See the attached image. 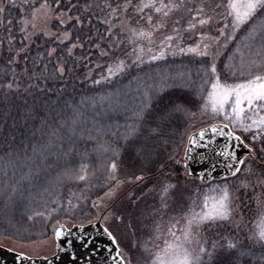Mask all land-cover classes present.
Listing matches in <instances>:
<instances>
[{
  "label": "snow or ice",
  "instance_id": "1",
  "mask_svg": "<svg viewBox=\"0 0 264 264\" xmlns=\"http://www.w3.org/2000/svg\"><path fill=\"white\" fill-rule=\"evenodd\" d=\"M61 2L62 0H54L55 7H53L48 0H44V3L37 8L34 0H0V29L5 30L7 52L9 53L6 57L8 64L18 63L21 52L30 47V37L33 32L29 31V25L31 24L32 29L36 28L35 20L37 14L41 12L46 18H51L54 15L55 19L59 21L63 31L56 36L58 46L65 45V41L73 40L72 32L66 28V25L75 22L72 27L78 34L70 46L66 45L64 49L68 57L73 55V50L77 47L84 48L86 43L100 47L90 31L83 35L80 34L85 26V21L87 20V23L91 24V17L96 16L101 23L107 25L105 31L106 39L109 41V51L124 42L120 33L114 32V29L119 27L121 31L129 33V43L136 44L143 40L148 42L149 46L146 49L148 62L166 59L169 54L175 57L177 49L180 55L207 58L205 63L210 66L202 70L204 75L209 77L206 83L210 82V89L206 95L201 90L200 95L203 103L198 107L201 117L208 116L214 122L201 127L198 132H190L187 135L188 143L185 148L183 167L185 175L192 176L193 173L187 162L193 158V154L199 155L202 162L205 159H210V166L206 171H201L196 178L202 183L211 182L215 179L214 173L219 168L222 170L219 179L224 183L215 184L206 190L212 194L204 195L203 207L200 211H196V201L192 202V207L184 214L185 224L180 229L181 235H176L175 225H172L169 228V235L173 237L172 242L165 241V248L156 253L152 264H241L242 258L247 253L239 247V243L229 241L225 248L216 237L220 235L219 229L225 226V222L232 219L235 208L238 207L235 205L237 198L231 193L227 181L230 177H236L238 173H241V166L245 165V161L249 159L247 154L243 158L237 155L240 147L247 148L251 158L256 159L253 147L245 143L240 135H237V130H242L244 133L251 132V140L261 142L260 151L264 153V71H257L255 75H251V78L241 79L240 82H222L216 61L223 54L222 50H227L229 44L236 39V33L252 21L251 29L244 40L254 41L258 35L261 36V43L255 48L254 55L251 59L245 60L241 53L240 65L235 70L231 63L224 67L229 69L233 76L239 74L240 77L245 76L246 73L251 74L253 69H264V0H228L225 5L221 3L213 5L211 0H200L199 3H196V0H187V2L179 0V3H175L173 0H169L168 3H165V0H140L138 4L133 0H124L123 3L116 0L115 6L111 0H104L103 4L98 0H92V2L89 0H68L65 5L66 12L61 9ZM221 7L226 8V11L218 13L216 10ZM57 9L60 11L57 12ZM180 9H184L190 15L185 31H194L199 28V40L187 47L177 44V48L174 49L173 41L181 39V29L173 26L174 34L166 35L160 41L158 49L154 48L152 46L154 32L165 27L164 18ZM154 16L159 17L155 22ZM132 17H137V26L131 25ZM114 21H118V23H114ZM142 21L143 24H141ZM175 24H179V20H176ZM17 26H19L21 36L18 50L14 47L15 38L13 36ZM44 35L48 36L49 33L45 32ZM25 41H29V43H25ZM244 46L248 49L253 47L252 43H246ZM4 47L5 40L0 39V53L3 52ZM109 51L102 50L100 55H108ZM132 51L137 53L132 63L137 65L143 63L145 48L143 46L134 47ZM236 51L240 52L239 46ZM56 54L57 47H52L46 51V54H41L39 59L43 61L45 55L51 58ZM232 59V56L228 57L230 62ZM97 67L99 68L101 65L97 64ZM126 67L125 60L119 59L115 66L109 65L106 70L107 75L102 74L101 79L95 80L94 84L99 85L102 81L110 82L113 77L125 72ZM44 68H47V64H44ZM54 70L63 76L65 73L64 61L58 58ZM24 71H27L26 67ZM0 89H4L6 92L18 91L19 84L15 80V75H13L12 82L0 84ZM144 97L145 99L135 112V123L128 125L123 134L122 150L131 152L134 157L149 164L158 158L160 148L168 143L174 128L185 120L188 121L189 128L194 126L197 112L193 110L195 105L192 98L183 92L172 95L161 93L155 98L145 92ZM73 135H75V130H73ZM58 139L60 138L58 137ZM218 139L222 140L221 146H217ZM99 147L104 152L110 150L104 145ZM198 149L208 150L212 156L208 157L205 153H198ZM73 151H76V146L69 142L68 151L64 155H69ZM111 151L115 157H120L121 148L111 149ZM90 167V164L81 162L74 177L70 174L72 170H66L64 175L70 179L74 178L77 182H85V190H87ZM250 167L249 165V170ZM100 168H106L103 179L106 181L107 190L103 196H98L96 200L92 201V207L97 209L101 206V202L106 199L111 200L125 182L116 175L119 170L116 159H112L106 166L101 163ZM91 175L95 176V171ZM134 179L141 181L144 176L135 175ZM113 181H115L114 185L111 184ZM178 186L179 180L176 183L166 181L163 184L160 199L164 208L168 207L167 199L173 195ZM243 186L247 187L246 184ZM15 192L16 189L13 188L12 193L15 194ZM72 195L74 196L75 193ZM84 198L87 199L86 196ZM52 204L56 207L49 209L45 206L43 210H35L28 215L27 219L33 221L36 217H43L45 220H50L53 214H58L59 210L64 208V204L59 199H54ZM67 204L68 212L78 207V205H73L71 198L68 199ZM108 218V216H104L103 220L107 221ZM97 219L100 217L97 216ZM89 222L91 223V221ZM95 226L93 224V227ZM83 227V223H81V232H83ZM52 232L56 240L60 241L71 232V229H67L64 224L57 221L52 226ZM103 232L116 245L115 253L111 257L113 264H132L131 259L126 258L122 253L116 237L107 226H103ZM249 239H255L258 244L264 245V212L261 214V224L258 226L256 235L250 236ZM59 247L58 243L57 248L59 249ZM109 251L112 250L109 249ZM17 259L21 264L32 260L24 253H18ZM72 259L75 260L76 257L73 256ZM32 264L35 262L32 261Z\"/></svg>",
  "mask_w": 264,
  "mask_h": 264
},
{
  "label": "trees",
  "instance_id": "2",
  "mask_svg": "<svg viewBox=\"0 0 264 264\" xmlns=\"http://www.w3.org/2000/svg\"><path fill=\"white\" fill-rule=\"evenodd\" d=\"M48 2L55 7L54 0H48ZM67 2L68 0H62L61 2V9H64L65 12ZM89 2H92V0H89ZM98 2L103 4L104 0H98ZM111 2L115 6L116 0H111ZM119 2L123 3L124 0H119ZM133 2L138 4L140 0H133ZM168 2L169 0H165V3ZM173 2L179 3V0H173ZM199 2L200 0H196V3ZM224 2L226 0H211L213 5L216 3L223 5ZM34 3L35 7L38 8L40 4L44 3V0H34ZM221 9L222 7L216 11L220 13ZM58 11L60 9H57ZM91 19V24H88L87 20L85 21V26L80 34L83 35L90 31L100 47L86 43L84 48L77 47L73 50V55L68 57L64 52L65 46H70L78 34L76 29L72 27V24L75 23L73 21L66 25V28L72 32L73 40L65 41V45L58 46L55 37L45 36L43 32L39 33L30 38V47L21 52L18 63L12 65L8 64L6 59L9 53L7 52L5 30L0 29V39L5 40L4 50L0 53V84L12 82L13 75H15V80L19 84L18 91L6 92V90L0 89V161L34 152L39 155V162L44 163L45 169L51 171L59 168L61 170L66 165L76 172L81 162L91 165L88 170L87 190H85V182H77L74 178L66 179V177H62L58 179L56 181L57 190H52L51 185H48L47 189L51 191V195L39 199L43 207L38 210H43L45 206L49 209L56 207L52 204L54 199H59L64 204V208H61L58 214H53L50 220L36 217L33 221H29L27 217L34 211L22 216H9L8 214L12 213V205L6 207L4 198L0 193L1 237L29 243L48 237L49 224L55 220H71L77 224H84L88 220L86 219L87 216L92 212V201L97 199L98 196H103L107 190L106 181L103 179L106 169L97 170L93 164V150L96 149L94 137L91 139L86 137L76 138L74 142L76 151L69 155H64L65 152L62 151V149H66L67 152L68 146L62 144L60 150L58 149L56 139L66 135L69 121L77 116H83V114L86 118L94 117V114L89 111L90 108H96L101 101L109 100L111 96L124 91H132L130 97L134 100L139 99L142 95V101L145 99L143 92H147L153 98L161 93L172 95L183 92L192 98L195 105L193 110L196 112L199 111L198 106L203 103V99L195 93V88H192L194 85H201L199 82L204 76L202 69L210 66L205 63L207 58L180 55L177 50L175 57L169 54L166 59L148 62L146 51L149 46L148 42L143 40L138 41L136 44L129 43V33L121 31L119 27L115 28L114 32L120 33L124 42L119 47H113L109 51V41L106 39L107 33L105 31L107 25L101 23L96 16H92ZM136 19L137 17L131 18L132 26H137ZM157 19L159 17L154 16V22ZM189 19L190 15L184 9L174 11L169 17L164 18L165 27L154 32L152 46L158 49L160 41L166 35L174 34L172 31L173 26L179 27L183 37L187 38L188 31H185V29ZM176 20H179V24H175ZM114 23H118V21H114ZM143 23L142 21L141 24ZM49 24L53 32L62 33L63 29L54 15L49 19ZM13 36L15 38L14 47L18 50L21 39L19 26L14 29ZM25 43H29V41H25ZM176 44L177 41H173L174 49H176ZM139 46L145 48V53L144 62L137 65L132 63L137 55V53H133L132 49ZM52 47H57V54L51 58L45 55V59L41 61L39 56L46 54V51ZM102 50L109 51V54L101 56ZM58 58L65 63L63 76L54 70ZM119 59L126 62L125 72L113 77L110 82L102 81L99 85L94 84L95 80L101 79L102 74L106 76L107 67L109 65L115 66ZM44 64H47V68H44ZM97 64L101 67L98 68ZM225 65L224 58L217 63L221 79L223 81L232 80L233 77L225 70ZM25 67L27 71H24ZM187 72L191 73V77H180V74L183 75ZM114 123V127L106 137V142L112 148L118 147L122 151L119 159H116L119 166L116 175L125 182L134 180L135 175L144 176L143 181L145 182L131 185L136 197L148 192L158 178L168 172H174L180 181H185L178 167L175 166V160L182 153L184 141L190 132L188 121H183L172 130L168 143L160 148L158 158L149 164H145L140 158L134 157L131 152L122 150L124 145L123 134L128 125L135 123V116L127 114L125 118L117 117ZM253 166L256 171L262 169L255 163H253ZM93 171L96 173L95 176L91 175ZM45 184V179L40 180L38 188L44 187ZM111 184L114 185L115 181ZM72 193H75V195L73 196ZM85 196L87 199L84 198ZM69 198L72 199L73 205H78L71 212L66 210ZM241 201L243 202L242 206L245 205L246 209L250 210L252 208L247 206L244 198ZM231 238L233 237L231 236ZM236 240L233 238L232 242L234 243ZM246 243L249 242L246 241ZM258 255L264 256V251L261 250Z\"/></svg>",
  "mask_w": 264,
  "mask_h": 264
},
{
  "label": "rangeland",
  "instance_id": "3",
  "mask_svg": "<svg viewBox=\"0 0 264 264\" xmlns=\"http://www.w3.org/2000/svg\"><path fill=\"white\" fill-rule=\"evenodd\" d=\"M227 2L228 0H226L223 5L227 4ZM225 11L226 8L222 7L220 13ZM29 19L31 20V17H29ZM49 19L50 18H46L43 15V12L38 13L37 19L35 20L36 28L32 29L31 24L29 25V31L33 32L31 37L42 32H48V37L53 36L56 38L57 35H60L61 33L57 34L52 31ZM252 23L253 22L250 21L236 33V39L229 44L227 50H222L223 54L216 63L224 58L225 63H231L234 66L233 70H235L240 65L241 53H243L245 60L252 58V55L255 53V48L261 43L260 35H258L254 41L244 40V37L251 29ZM199 32V28L194 31H188L187 38H184L182 32H180L181 39L177 41V44L187 47L190 43L199 40ZM246 43H252L253 47L251 49L246 48L244 46ZM237 46L240 47V52L236 51ZM229 56L233 57L231 62L228 60ZM225 70L233 77L232 80L223 81L221 79L222 82L227 83L240 82L241 79L251 78V75H255L257 71H264V69H253L251 74L246 73L245 76L240 77L239 74L233 76L231 71L227 68H225ZM181 76L191 77V73L187 72L183 75L180 74V77ZM208 80L209 77L204 75L199 82L203 86L194 85L192 88H195V93L201 99V90L203 94L206 95L207 91L210 89V82L206 83ZM131 94L132 91L117 93L111 96L109 100L101 101L96 108L92 107L89 109L90 113L94 114V117L86 118L83 114V116H77L75 119L69 121L66 135L59 137L60 139H56V144L59 146L58 149L60 150L62 144L69 146V142L74 143L78 137H86L88 139L94 137L96 142V149L93 150L94 168L97 170H105L106 168H100L101 163L106 166L110 160L119 159V157H115L111 151V149H116L118 147L112 148L106 142V137L114 127L115 118H125L127 114L135 116V112L141 105L142 95H140L139 99L134 100L130 97ZM142 94H145V92ZM213 122L214 121L210 120L208 116L201 117L198 111L194 126L190 128V132H197L201 127H205L207 124ZM73 130H75V135H73ZM237 135H240L245 143L253 147L257 159H254V161H261L263 166L261 170L256 171L251 168V161H253V159L251 160V158H249L245 161L248 162L247 167L245 166V168H242L241 173H238L236 177L229 178L227 181L230 185L231 193L237 198L235 199V205H238V207L235 208L232 219L225 222V226L219 229L220 235L217 236L216 239L225 248L229 241L232 242L233 238L237 239L234 243H239V247L244 249L247 253V255L242 258L241 263L264 264V256L258 255L261 250L264 251V245L258 244L255 239H249L250 236L254 237L256 235L258 226L261 224V214L264 212V183H261V181H264V159H262L264 158V153L260 151L261 142H253L251 140V132L244 133L242 130L238 129ZM186 144L187 136L183 144L182 153L178 159L175 160V166L178 167L181 176L184 177V182L180 181L174 172H168L161 175L153 187L140 197L135 196L132 190L133 186L131 185H137V183H143L145 181H136L134 179L124 182L111 200L106 199L101 202V206L98 209L92 207L91 214L86 218L88 220L84 225L100 221L103 226H107L109 231L116 237L122 253L126 258L131 259L132 264H152L156 253L161 252L165 248V241L172 242L173 237L169 235V228L172 225H175L174 231L176 235H181L180 229L183 228L185 224L183 217L192 207V202L194 200L196 201V211H200L203 207L204 195L212 194L206 192V190L212 188L215 184L224 183V181L221 180L201 183L192 176L185 175L183 160ZM100 145H104L110 150L104 152L99 147ZM62 151L66 152V149H62ZM38 156V154L31 152L24 156L17 155L10 157L6 161H0V193L4 198L6 207L12 205L13 208L12 213L8 214L9 216H22L23 214L33 212L43 207L39 199H44L45 196L48 197L51 195V191L47 189L48 185H51L52 190H57L56 181L58 179L62 177L70 179L68 176L64 175L66 170H72L70 174L74 177L75 171L66 165L61 170L60 168L54 171L45 169L44 163L39 162L40 159ZM177 161H179V163H177ZM249 165L251 166L250 170ZM42 179H45L46 184L44 187L38 188L39 181ZM177 180H179V189L174 190L173 195L167 199L168 207L164 208L160 199L161 188L166 181L176 183ZM243 184H246L247 187H244ZM13 188L16 189L15 194L12 193ZM10 196L11 199H9ZM242 198L246 200L248 207H252L250 210L246 209L245 205L242 206ZM97 216H99L100 219H97ZM104 216L109 217L107 221L103 220ZM89 221H91V223ZM62 224L68 229L72 228L74 225L81 226L71 220H64ZM157 229H159V231H157ZM231 236L233 238H231ZM246 241L249 243H246ZM210 244L211 239L209 240V247ZM0 247L27 254L29 257L38 258L52 255L55 251V242L53 236L50 235L45 239L29 243L18 242L0 236Z\"/></svg>",
  "mask_w": 264,
  "mask_h": 264
},
{
  "label": "water",
  "instance_id": "4",
  "mask_svg": "<svg viewBox=\"0 0 264 264\" xmlns=\"http://www.w3.org/2000/svg\"><path fill=\"white\" fill-rule=\"evenodd\" d=\"M221 145H222V140L218 139L217 146H221ZM197 152L205 153V155L208 157L212 156V153L208 152V150H205V149H198ZM246 154L247 155L249 154V150L241 146L237 155L240 158H243ZM187 163L189 165L190 170L193 173V176L197 177L201 171L207 170V168L211 164V160L205 159L202 162L199 155L193 154V158L189 160ZM221 173H222V170L218 168L217 172L214 173L215 179H219V176ZM56 223L57 221H54L49 226L48 231L50 234H53L52 226ZM94 224L96 225L95 227H93V224L83 227V232L80 231V226H75L71 230V232L67 234L64 238H62L60 241L56 240L57 244L59 243V246H60L59 249L57 248L58 252L64 255L65 257L71 258V259L73 256H75L76 257L75 261L87 260L91 262L92 264H113L111 257L115 253L116 246L112 243V241L108 238V236L103 232V227L100 224V222H97ZM94 233H99V235H101L103 238L108 240L109 249L112 250L111 252L109 251V249L107 250L101 246L93 245L92 244L93 242L91 241L88 242V241H81L77 239L78 237H83L87 234H94ZM7 253L10 254V252H7ZM31 261L40 263L42 261L48 262L49 259L48 260L46 259L33 260L32 259Z\"/></svg>",
  "mask_w": 264,
  "mask_h": 264
},
{
  "label": "flooded vegetation",
  "instance_id": "5",
  "mask_svg": "<svg viewBox=\"0 0 264 264\" xmlns=\"http://www.w3.org/2000/svg\"><path fill=\"white\" fill-rule=\"evenodd\" d=\"M249 158H251V154L249 153L248 154ZM252 160V158H251ZM257 160V159H256ZM254 161V160H253ZM251 161V168H253V163L255 164H258L260 167L263 166L262 162H256V161ZM248 165V162H245V165H242V168H245V166L247 167ZM257 165V166H258ZM241 168V170H242ZM256 170V169H255ZM77 239L81 240V241H88V242H93L92 244L93 245H96V246H101L103 247L104 249H109V243H108V240L103 238L101 235H99V233H94V234H87L83 237H78ZM111 248V246H110ZM32 259H37L36 257H31ZM39 259H46L49 261L48 262H45V261H42L40 263H36L35 264H92L91 262L87 261V260H82V261H75L71 258H67L65 257L64 255L60 254L58 252V249H57V245L55 246V251L52 255L48 256V257H38ZM0 264H21L20 261H18L17 259V255H14V254H9L7 253L6 251L4 250H1L0 249ZM23 264H32V261H25L23 262Z\"/></svg>",
  "mask_w": 264,
  "mask_h": 264
}]
</instances>
